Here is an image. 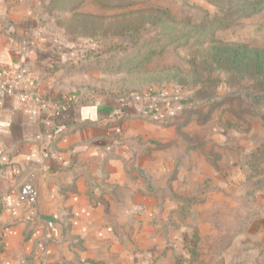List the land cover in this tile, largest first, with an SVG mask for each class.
Listing matches in <instances>:
<instances>
[{"label":"rangeland","instance_id":"obj_1","mask_svg":"<svg viewBox=\"0 0 264 264\" xmlns=\"http://www.w3.org/2000/svg\"><path fill=\"white\" fill-rule=\"evenodd\" d=\"M245 1L259 0H56L43 12L56 87L129 112L112 139L137 178L129 191L152 199L137 196V234L116 221L107 260L89 264H264V99L214 60L219 45L264 48V8L246 16ZM113 190L118 215L132 209Z\"/></svg>","mask_w":264,"mask_h":264},{"label":"crops","instance_id":"obj_2","mask_svg":"<svg viewBox=\"0 0 264 264\" xmlns=\"http://www.w3.org/2000/svg\"><path fill=\"white\" fill-rule=\"evenodd\" d=\"M51 1L0 0V83L17 72L20 90L50 101L0 97V264L107 260L120 236L116 221L123 235L135 236L130 221L138 208L147 210L137 196L149 195L143 187L129 191L137 178L112 139L130 121L107 125L114 104L79 101L56 87L59 53L43 14ZM25 186L37 188L34 202L22 194ZM112 187L130 192L132 209L118 215Z\"/></svg>","mask_w":264,"mask_h":264},{"label":"trees","instance_id":"obj_3","mask_svg":"<svg viewBox=\"0 0 264 264\" xmlns=\"http://www.w3.org/2000/svg\"><path fill=\"white\" fill-rule=\"evenodd\" d=\"M56 0H52L54 2ZM248 4L249 9H244V15L250 16L253 13L259 12L264 8V0H259L255 3H241V6H245ZM243 8V7H242ZM215 56L214 60H218L220 64L221 62H225L230 64V68L236 70L238 73H242L243 75H247L248 78L254 80V83H251L253 86L252 89H246L248 92H256L261 93L260 99H264V48H251L247 44H240L236 46H226L219 45L215 47ZM180 103H185V107H192L196 109L201 105V102H198L194 99L187 100H179ZM114 113L112 112L110 117L115 120H110L107 122V125L120 123L122 119L126 118L130 114L129 112L123 113L120 118V109L114 108ZM123 111V109H122ZM124 112V111H123ZM258 114V113H257ZM260 114V113H259ZM261 115L264 116V112H261ZM117 118V119H116ZM254 156L258 160L264 159V149L258 150Z\"/></svg>","mask_w":264,"mask_h":264},{"label":"built area","instance_id":"obj_4","mask_svg":"<svg viewBox=\"0 0 264 264\" xmlns=\"http://www.w3.org/2000/svg\"><path fill=\"white\" fill-rule=\"evenodd\" d=\"M20 75L17 72H12L8 75L5 82L0 83V97L4 95H13L20 104L37 102L48 104L49 100L45 99L35 89L20 90L19 89ZM1 172V168H0Z\"/></svg>","mask_w":264,"mask_h":264},{"label":"water","instance_id":"obj_5","mask_svg":"<svg viewBox=\"0 0 264 264\" xmlns=\"http://www.w3.org/2000/svg\"><path fill=\"white\" fill-rule=\"evenodd\" d=\"M22 194L25 196H28L31 201H35L36 194H37V188L35 186H25L23 189H21Z\"/></svg>","mask_w":264,"mask_h":264}]
</instances>
